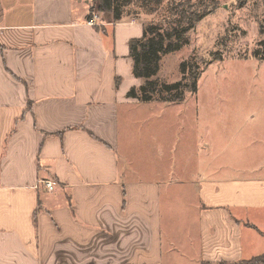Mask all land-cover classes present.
Here are the masks:
<instances>
[{
    "label": "crops",
    "instance_id": "obj_1",
    "mask_svg": "<svg viewBox=\"0 0 264 264\" xmlns=\"http://www.w3.org/2000/svg\"><path fill=\"white\" fill-rule=\"evenodd\" d=\"M90 1L0 0V264L261 255L240 221L264 211V179L205 174L180 103L126 97L144 82L128 52L143 23L99 12L89 25Z\"/></svg>",
    "mask_w": 264,
    "mask_h": 264
},
{
    "label": "rangeland",
    "instance_id": "obj_2",
    "mask_svg": "<svg viewBox=\"0 0 264 264\" xmlns=\"http://www.w3.org/2000/svg\"><path fill=\"white\" fill-rule=\"evenodd\" d=\"M215 1L216 9L189 33V44L164 57L159 77L175 81L180 60L193 51L204 54L220 49L222 59L207 66L198 79L197 91L173 106L183 119L185 147L193 143L189 144L187 135L200 137L197 155L202 157L203 166H209L203 169L211 177L264 179V60L251 56L264 35L259 33L262 5L259 0ZM95 5L92 0L89 8L98 16ZM136 10L142 21L153 20L132 3L124 9L127 16H133ZM166 113L175 116L174 112ZM245 213L247 217L240 221L245 248L257 240L264 244V211ZM245 222L256 226L249 228L243 225ZM260 248L257 253L263 254L264 245Z\"/></svg>",
    "mask_w": 264,
    "mask_h": 264
},
{
    "label": "trees",
    "instance_id": "obj_3",
    "mask_svg": "<svg viewBox=\"0 0 264 264\" xmlns=\"http://www.w3.org/2000/svg\"><path fill=\"white\" fill-rule=\"evenodd\" d=\"M259 1L262 5L259 33L263 35L264 0ZM95 3V11L110 13L113 22L122 20L125 6L129 3H132L142 13L153 16V20L142 21L138 18V10L133 13L132 18L143 23V30L142 37L129 41L131 73L135 78L144 82L139 87L132 86L126 93V97H133L143 103H181L185 100L186 94H193L197 91L198 79L207 66L223 57L220 49L204 54H197L193 51L189 57L179 61V78L170 82L159 77L164 57L180 52L189 44V33L195 29L203 17L216 9L215 0H95ZM240 4L243 5L242 2ZM93 12L91 11L86 18L91 19ZM261 37L263 39L257 43L251 56L264 60V35ZM216 264H264V254L246 261Z\"/></svg>",
    "mask_w": 264,
    "mask_h": 264
},
{
    "label": "built area",
    "instance_id": "obj_4",
    "mask_svg": "<svg viewBox=\"0 0 264 264\" xmlns=\"http://www.w3.org/2000/svg\"><path fill=\"white\" fill-rule=\"evenodd\" d=\"M96 13H92V18L91 19H87L86 23H88L89 25H97V23L95 22L96 19ZM42 184H44L46 186L47 189L52 190L53 186L55 185L54 182L49 181V180H43Z\"/></svg>",
    "mask_w": 264,
    "mask_h": 264
}]
</instances>
